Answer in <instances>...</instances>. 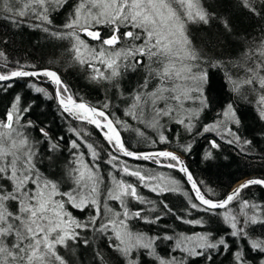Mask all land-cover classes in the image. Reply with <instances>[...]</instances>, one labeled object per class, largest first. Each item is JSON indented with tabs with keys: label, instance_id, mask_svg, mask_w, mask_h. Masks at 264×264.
<instances>
[{
	"label": "snow or ice",
	"instance_id": "6c2138e0",
	"mask_svg": "<svg viewBox=\"0 0 264 264\" xmlns=\"http://www.w3.org/2000/svg\"><path fill=\"white\" fill-rule=\"evenodd\" d=\"M0 15L16 29L67 40L69 67L83 70L105 93L92 104L59 71L13 64L0 48V95L23 80L30 93L55 100L59 114L78 125L68 128L75 138L62 146L65 136L31 116L36 99L19 92L0 113V264H76L77 248L90 253L87 264H264V204L244 195L253 186L264 188V178L246 179L215 198L182 159L209 133L216 138L208 140L205 160L220 149L218 140L245 156L256 147L241 134L238 108L241 101L252 105L264 122V0H0ZM58 15H64L62 24L55 23ZM244 20L242 32L237 23ZM230 45L238 50L234 58L215 55ZM212 69L223 74L228 98L205 123L216 111L205 93ZM131 74L136 83L129 89ZM124 133L151 145L179 140V147L134 150ZM62 148L71 156L63 171ZM123 158L182 174L192 194L175 176ZM101 164L109 166L107 182ZM170 193L187 201L183 215L170 206ZM130 199L143 207L131 209ZM193 211L202 215L189 218ZM169 216L200 231L178 232ZM133 220L155 231L135 230ZM90 236L106 243L94 246Z\"/></svg>",
	"mask_w": 264,
	"mask_h": 264
},
{
	"label": "trees",
	"instance_id": "16d2710c",
	"mask_svg": "<svg viewBox=\"0 0 264 264\" xmlns=\"http://www.w3.org/2000/svg\"><path fill=\"white\" fill-rule=\"evenodd\" d=\"M63 21L64 15L56 16V24H62ZM247 24L248 21L244 20L242 23L238 22L237 27L243 32L246 30ZM85 39L87 38L85 37ZM0 40L8 41L7 44H0V48H3L13 64L16 61H20L24 64L35 65L37 68L51 67L59 71L73 91L79 92L80 95L84 96L85 100L92 104H98L102 100L103 96L101 89L85 81L76 70L64 66L62 58L58 55L57 50L47 43L43 37L38 35L36 30H32L28 27L16 29L0 15ZM89 43L95 44L96 42L89 41ZM225 53L236 54L238 50L231 45L227 48H218L215 50V55L217 56L224 57ZM19 84L20 81L17 82V85ZM225 84L226 81L220 71L216 69L210 70V77L205 86V93L215 101L213 107L216 111H210L206 114L204 117L205 123L211 122L216 116V112L219 111L221 106L227 101L228 93L225 89ZM51 90V87H49V91ZM9 100V94L0 95V113H3L7 108ZM37 110L38 109H35L31 113V116L34 119L38 118V123L43 121L46 125L50 124L54 128L56 126L54 118H56L70 126L77 124L76 121H71L70 118L65 120V118L59 114V109L55 100L46 101V112H43L41 115L37 116ZM239 115L243 123V134L247 139L253 140L256 144V147L249 156L241 154L234 146L218 140L221 147L219 150H213V158L209 160L203 159L205 150L210 148L208 140L216 138L215 133H209L206 134L207 139L197 138L195 143L202 146L204 149L197 164L192 166L188 162H185L197 180L204 181L208 187L214 189L216 193L215 198H220L227 192H230L233 185L240 180L264 178V122L259 121L256 112H251L248 108L239 110ZM87 128L94 133L92 137L94 140L103 143V138L99 133L95 132L92 126H87ZM130 143L134 150L141 151L137 144L132 141H130ZM178 147L179 145L168 144V146L162 149L167 148L175 150ZM103 155L102 153V156ZM244 195L248 199L264 204V189L259 186L246 189ZM257 231H259V229ZM221 259H223V257H221ZM217 264H219V261Z\"/></svg>",
	"mask_w": 264,
	"mask_h": 264
},
{
	"label": "rangeland",
	"instance_id": "374dc122",
	"mask_svg": "<svg viewBox=\"0 0 264 264\" xmlns=\"http://www.w3.org/2000/svg\"><path fill=\"white\" fill-rule=\"evenodd\" d=\"M37 34L40 35L41 37H43V39L49 43L52 47H54L57 52H58V55L62 58V63L64 64V66L68 67V68H72L74 70H76L82 77L85 81L91 83L84 75V72L83 70H80L78 69L77 67L75 66H72V67H69V54H68V47H70L69 45V42L67 40L65 41H59V40H51L47 37V35L39 30H36ZM236 54H227L225 53L224 55V58L226 60L230 59V58H234ZM133 75V79L128 82L126 81V83H128V88L131 89L135 83H136V79H135V76L134 74H131ZM23 84H24V81L23 80H20V84L17 85L14 89H11L9 90V95H10V100L12 99V97L17 93H21L23 96H24V99L25 100H32V99H36V104L38 105V107H36L35 109H38L37 110V116L38 115H41L43 112H46V101L42 96L40 97H37L36 94L34 93H30V91L27 89V88H24L23 87ZM92 84V83H91ZM95 85V84H93ZM97 86L98 88L101 89L102 91V96L104 97V88L103 87H100L98 85H95ZM40 107V108H39ZM243 108H248L251 112H255L254 110V107L250 104H247L243 101L240 102V105H239V108H238V115H239V110H242ZM34 109V110H35ZM121 116H122V109H121V112L119 113ZM240 116V115H239ZM124 119H130V118H127V117H122ZM54 122H55V127L53 128L52 125L48 124L47 126L50 127L52 130V132L59 136V135H63L65 136V141H62V146L64 144H66V142L68 140H71V139H74L75 137L68 131V128L70 127V125H67L65 122H62L56 118H54ZM133 124H135V121H132ZM73 126H78L77 124L76 125H73ZM169 127L175 131L177 129H179V126L178 125H169ZM182 135L185 137V139L187 140V134L186 133H183V130L180 129ZM241 134L243 137H245V135L243 134V123H242V127H241ZM124 135L126 137L129 138L130 141H132L133 143L137 144V146L141 149V151H150V150H153L154 148H158V149H162L163 147H166L168 146V144H159V145H151L149 143H143V142H140V143H137V140L136 138H134L133 136H130L128 133H124ZM168 135L171 137L172 136V133L169 132ZM246 138V137H245ZM174 145H179V140H174V142L172 143ZM203 148L202 146L198 145V144H194V148H193V151L191 154H188V155H184L182 157V159H184L185 162H188L190 165L192 166H195L197 164V161L198 159L201 158L202 154H203ZM83 151L85 152L86 154V159H87V149H83ZM57 155L61 156V164L59 165V168L60 170H64L65 169V165L68 163V161L71 159V156H70V153L67 151L66 148H62V154L61 153H58ZM123 159H126L128 160L129 164H131L132 166H140L141 168H144V169H149V170H152V169H155L156 172H163L165 173L166 175H172V176H175L177 179H180L182 181V183H184V187L186 190H188L191 193V190H190V187L189 185L183 181V177H182V174L178 173V172H175L173 170H168V169H164V168H158L156 165L154 164H150L149 162H145V161H134V160H131L129 158H123ZM41 169H43V165H40ZM101 169L102 171L104 172L105 174V181L107 182V171L109 170V166L108 165H105V164H101ZM51 171V170H50ZM117 176H119V173H117ZM126 180H129V181H133L135 183H139L138 181H135V178L133 177H124ZM66 186L62 185V190H64ZM142 194H144L147 198L149 199H153V200H156L158 199L157 197H155V195L149 191H147L146 189H143V188H140L138 189ZM194 195V194H193ZM101 200H103V196L101 197ZM167 200L170 202V206L174 207L176 210H177V213L180 214V215H183V207L184 205L187 203V201L185 200V198L179 194V193H176V194H168L167 195ZM110 204H112L113 206L117 207L118 209V205L116 204L115 201H109ZM129 207L133 210H136L137 208H140V207H143V205H140L137 201L135 200H129ZM74 214L76 215H83L81 213H78L76 212V210H73ZM200 215V213H196L195 211H193V215L192 217H189V218H198ZM167 222L169 224V226L171 228H175L178 232L182 231V232H186L188 234H191L192 232H195V231H200L199 228H194L190 225H185V224H182L180 223L179 221L175 220L173 217L169 216L167 218ZM130 224L134 225L135 226V230H138V231H148L149 234H152L153 231H155V228L154 226L152 225H146V224H143L139 221H130ZM90 239L92 240V243L94 246H98V245H101L103 243H106V241L103 239V238H94L93 236H90ZM63 251V250H62ZM81 254H83V258H84V264H87V261H88V257L90 256V253L89 252H86L84 249L82 248H77L76 249V254L75 256L72 257V259H75L76 260V264H81V261H80V256ZM203 264V262H202Z\"/></svg>",
	"mask_w": 264,
	"mask_h": 264
},
{
	"label": "water",
	"instance_id": "95a60500",
	"mask_svg": "<svg viewBox=\"0 0 264 264\" xmlns=\"http://www.w3.org/2000/svg\"><path fill=\"white\" fill-rule=\"evenodd\" d=\"M56 102V101H55ZM57 104V103H56ZM58 106V105H57ZM168 150H170V149H168ZM244 180H246V179H244ZM244 180H240V181H238L237 183H235L233 186H238L239 185V183H243L244 182ZM189 187H190V185H189ZM260 187V186H259ZM262 189H264V188H262ZM232 190V189H231ZM230 190V191H231Z\"/></svg>",
	"mask_w": 264,
	"mask_h": 264
}]
</instances>
